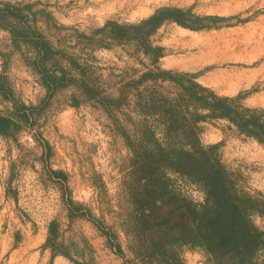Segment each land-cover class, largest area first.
Listing matches in <instances>:
<instances>
[{
    "label": "rangeland",
    "instance_id": "obj_1",
    "mask_svg": "<svg viewBox=\"0 0 264 264\" xmlns=\"http://www.w3.org/2000/svg\"><path fill=\"white\" fill-rule=\"evenodd\" d=\"M3 1L32 4L30 16L39 18L60 50L55 66L69 74L48 98L41 74L28 64L33 54L16 49L10 32L0 29V82L20 103L37 107L33 126L21 123L13 135H0V264H151L135 253L149 230L148 223H135L138 211L130 197L133 155L123 135L127 131L134 137L139 117L124 103L111 112L106 97L120 96L118 90L132 85L131 79L151 64L130 45L98 40L103 36L98 29L108 20L138 22L161 6L220 16L201 30L165 23L152 37L164 48L159 65L194 73L220 95L240 94L246 106L264 107V0ZM70 59L80 66H70ZM79 70L89 84L90 78L93 81V96L69 80ZM224 74L239 81L228 83ZM13 111L11 100L0 93V114ZM200 126L201 141L218 144L237 189L264 199V144L225 120ZM51 170L64 172L67 179ZM169 176L175 193L204 200L202 186L178 174ZM69 195L83 205L74 217L68 211ZM160 207L147 210L151 222L157 213L161 220L171 218L172 205ZM252 218L264 230V216L253 213ZM172 219L169 226L181 224ZM53 220L60 224L63 252L54 258L44 246ZM179 252L185 264H212L201 247L185 245Z\"/></svg>",
    "mask_w": 264,
    "mask_h": 264
},
{
    "label": "trees",
    "instance_id": "obj_2",
    "mask_svg": "<svg viewBox=\"0 0 264 264\" xmlns=\"http://www.w3.org/2000/svg\"><path fill=\"white\" fill-rule=\"evenodd\" d=\"M32 9L31 3L0 0V29L10 32L16 49L26 48L33 54L28 64L41 74L49 98L56 87L64 85L62 81L69 73L55 66L60 50L42 30L39 18L30 16ZM219 19L222 17L197 14L192 8L161 6L138 22L108 20L98 29L103 34L98 40L130 45L147 57L152 67L131 79L132 85L118 90L120 96H106L111 112L124 103L139 117L134 137L127 131L123 135L133 155L135 179L130 197L138 211L135 223L140 227L146 222L149 230L145 238H140L142 246L135 253L151 264H185L179 252L185 245L201 247L212 264H264V230L252 218L253 213L264 216V199L237 189L221 161L218 144L205 145L201 141L200 126L209 120H225L240 134L264 144V107L244 105L240 94L220 95L200 83L194 73L162 68L159 61L164 48L152 40L167 22L201 30L211 25L207 21ZM68 64L80 66L76 59ZM69 80L94 95L93 81L90 78L89 84L83 71L73 72ZM4 89L0 82V93L11 100L14 111L11 115L0 114V135L9 137L21 123L34 125L31 119L37 107L20 103ZM51 171L67 179L64 172ZM170 173L202 186L204 200L193 201L175 193L170 188ZM166 205H172L171 218L161 220L157 213L151 222L147 210ZM67 206L70 217L83 208L71 195ZM174 216L181 224L169 226ZM60 239V224L53 220L44 245L52 250L53 258L63 253ZM118 249L122 251L120 245Z\"/></svg>",
    "mask_w": 264,
    "mask_h": 264
},
{
    "label": "bare ground",
    "instance_id": "obj_3",
    "mask_svg": "<svg viewBox=\"0 0 264 264\" xmlns=\"http://www.w3.org/2000/svg\"><path fill=\"white\" fill-rule=\"evenodd\" d=\"M184 31H186L185 29H183ZM189 64V63H188ZM217 74V73H216ZM240 74H241V72H240ZM215 75V74H214ZM225 76H224V81L225 80H228V83H233L234 81H239V77H236V78H233V77H226V74H224ZM237 75V74H236ZM215 76H217V75H215ZM223 76V75H222ZM221 78V77H220ZM248 78V77H247ZM222 79V78H221ZM217 83V82H216Z\"/></svg>",
    "mask_w": 264,
    "mask_h": 264
}]
</instances>
